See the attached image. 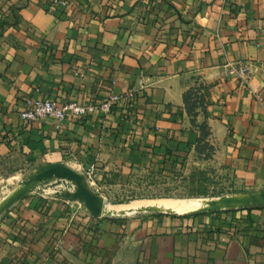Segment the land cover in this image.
Segmentation results:
<instances>
[{
	"label": "crops",
	"instance_id": "1",
	"mask_svg": "<svg viewBox=\"0 0 264 264\" xmlns=\"http://www.w3.org/2000/svg\"><path fill=\"white\" fill-rule=\"evenodd\" d=\"M239 64L246 81L229 73ZM195 87L191 122L183 95ZM109 94L123 97L107 114L19 116L28 100ZM6 156L71 160L104 183L208 160L238 191L210 197L229 202L220 209L178 211L208 199L197 197L154 215L27 196L0 218V264H264V0H0Z\"/></svg>",
	"mask_w": 264,
	"mask_h": 264
},
{
	"label": "rangeland",
	"instance_id": "2",
	"mask_svg": "<svg viewBox=\"0 0 264 264\" xmlns=\"http://www.w3.org/2000/svg\"><path fill=\"white\" fill-rule=\"evenodd\" d=\"M48 170H51L53 174L51 176V182L55 185H60L64 191L61 193L69 196L67 198H56L45 197L38 192L25 193L15 199L8 207H3L1 209L0 218L21 199L32 195L45 198L46 200L72 204L75 207L90 212L92 215H100V213L94 212V210L89 208L87 204L88 199L100 201V204L105 202L106 204L113 205L120 204V206L129 204L133 201L156 199H163L157 201L167 204L184 201L182 199L210 198L236 193L238 191L236 190L237 187H233V185L228 182V177L220 171L219 168L214 167L210 161L201 159H193L185 173L183 172L184 169L179 171V173L186 177L185 179L178 176L161 175L158 172L138 170L130 172L126 178H115L112 176L104 183L101 180H96L92 175H88L86 170L82 169L71 160L64 159L39 162L19 156H6L0 160V186L8 182L11 183L20 177H24L32 171H42L45 173ZM191 173H193V175H191ZM45 183L46 182H42L40 186L42 188H50L49 184L47 185V183ZM102 183H104V186L101 185ZM251 190L253 189H246L244 191ZM195 191H199L203 194L188 196L189 193ZM3 197V194H1L0 199ZM259 208H264V206ZM154 214L159 213H136V215Z\"/></svg>",
	"mask_w": 264,
	"mask_h": 264
},
{
	"label": "bare ground",
	"instance_id": "3",
	"mask_svg": "<svg viewBox=\"0 0 264 264\" xmlns=\"http://www.w3.org/2000/svg\"><path fill=\"white\" fill-rule=\"evenodd\" d=\"M52 175L53 174L50 171H47L45 173L42 171L41 172L40 171L39 172L38 171H32L31 173L25 175L24 177H20L19 179L15 180L11 183L8 182L5 185L0 186V195L3 194V196H4L3 198L0 199V213L2 212L1 209L3 207H8L15 199H17L21 195H24L25 193L38 192L39 194H41L45 197L67 198L69 195L61 193L63 191L62 187L60 185H55L51 182V176ZM42 182H46L47 185L49 184L50 188L49 187L42 188L40 186ZM184 201H186V200H184ZM178 203L181 204L182 201H180ZM183 203H185V202H183ZM197 203H199V204L196 205L195 209H187V208L182 209V207H181V209H179L178 211H187L188 212L189 210H201V211L203 210L204 211V210H209V209H214V208L220 209L219 207H221L223 205H228L229 202L226 199H225V201H219V200L214 201L211 199L209 200V198H208L205 200H200ZM173 204H176V203H167V204L162 205V204L157 203L155 201H136V202H130L129 204H126L123 206L122 205L121 206L120 205L119 206H117V205L116 206H113V205L108 206L107 209H109V210L103 211V213L104 214H119V213L121 214V213H128L131 211H134V212H150V211H155V210H160V209L162 210L163 206L166 207L168 205L171 206ZM232 206H234V205H232ZM115 211H117V212H115ZM170 212H172V211H170Z\"/></svg>",
	"mask_w": 264,
	"mask_h": 264
},
{
	"label": "built area",
	"instance_id": "4",
	"mask_svg": "<svg viewBox=\"0 0 264 264\" xmlns=\"http://www.w3.org/2000/svg\"><path fill=\"white\" fill-rule=\"evenodd\" d=\"M249 72V68L244 64L229 67V73H233L245 81L248 78ZM126 96H132V93L130 92ZM122 97L119 94H109L99 103L68 101L62 105L57 104L51 99L28 100L26 108L20 112L19 116L24 122L29 123L45 118H53L58 122H62L68 117L81 118L95 112L107 114L111 111L113 105L119 102ZM86 173L91 175V169H87Z\"/></svg>",
	"mask_w": 264,
	"mask_h": 264
},
{
	"label": "trees",
	"instance_id": "5",
	"mask_svg": "<svg viewBox=\"0 0 264 264\" xmlns=\"http://www.w3.org/2000/svg\"><path fill=\"white\" fill-rule=\"evenodd\" d=\"M197 93H198V87L197 88L195 87V88L187 90L183 95V102H184L187 114L191 117V122H195V116L197 115V112L195 109L201 106V103H202V97L200 96V94H197ZM199 127L203 131L204 128L206 127V123L205 122L200 123ZM203 134H204V131H203ZM201 139H202V136L198 137V141H200ZM203 148H206L209 150L210 146H208L204 142L202 144V149ZM205 157H208V154H206ZM165 161L166 160H163V163H166ZM167 161L169 162H167L168 163L167 165L165 164V169L162 168L160 172L157 171L159 174L167 175V176H178L182 179L186 178L181 173H179V170L176 169L177 164H178L177 167H179L180 169H183V167L185 166V157L175 158L174 160L168 159ZM151 172H154V171H151ZM191 175H193V173H191ZM202 194L203 193L199 191H195V192L189 193L188 196H197V195H202Z\"/></svg>",
	"mask_w": 264,
	"mask_h": 264
},
{
	"label": "water",
	"instance_id": "6",
	"mask_svg": "<svg viewBox=\"0 0 264 264\" xmlns=\"http://www.w3.org/2000/svg\"><path fill=\"white\" fill-rule=\"evenodd\" d=\"M48 171H50L52 173L51 170H48ZM260 197L264 198V194H262ZM87 204L89 205V208L91 210H94V212L103 213V206H105V203H101L100 204V201L93 200V199H90V200L88 199Z\"/></svg>",
	"mask_w": 264,
	"mask_h": 264
}]
</instances>
